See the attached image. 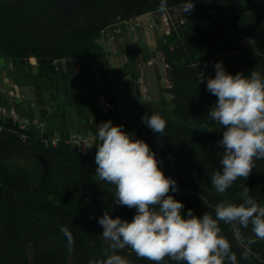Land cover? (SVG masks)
<instances>
[{"label": "trees", "instance_id": "16d2710c", "mask_svg": "<svg viewBox=\"0 0 264 264\" xmlns=\"http://www.w3.org/2000/svg\"><path fill=\"white\" fill-rule=\"evenodd\" d=\"M229 1L193 0L194 10L182 13L184 0H168L169 33L163 36L159 51L171 95V112L182 121L204 127L219 125L207 115L217 101L206 88L207 78L215 76V63L221 62L232 75L242 72L248 76L256 70L264 76V39L253 48L242 42L261 31L264 0H237L226 17L212 21ZM159 3L0 0V55L11 59L19 72L27 67L38 78L48 80L50 99L62 112L70 97L68 83L89 78L90 65L95 62H100L102 70L108 67V58L98 43L101 31L118 21L159 10ZM31 58L35 61L33 67ZM200 72L205 77L202 83ZM33 89L41 103V86L36 83ZM105 94L115 104L110 86ZM74 104L77 113L82 114L84 104L81 106L80 100ZM89 106L93 108V103ZM153 113L167 122L163 135L143 122L145 114ZM42 117L47 127L44 132L20 129L0 116V264H89L102 257L106 245L103 228L97 223L104 212L131 221L136 210L116 205L114 186L98 181L96 146L90 153H78L64 140L71 131L67 128L57 131L63 140L45 144L43 138L54 128L45 115ZM121 125L134 139L149 145L164 174L177 182L179 191L169 194L184 204L185 217L188 209L195 216L212 212L221 200L240 203L242 186H248L249 195L264 205V160H257L247 180H237L223 195L212 187L211 174L221 167L223 148L217 142L222 139V131L177 123L144 107L119 119L114 126ZM27 152L32 153L30 166L11 160ZM62 225L73 234L71 250L60 231ZM221 228L238 264H264V241L252 245L249 258L242 259L244 248L234 239L231 226L221 223ZM241 231L245 237L252 235L251 226ZM120 254L131 264H152L130 249ZM165 264L175 262L166 259Z\"/></svg>", "mask_w": 264, "mask_h": 264}, {"label": "clouds", "instance_id": "9594fccd", "mask_svg": "<svg viewBox=\"0 0 264 264\" xmlns=\"http://www.w3.org/2000/svg\"><path fill=\"white\" fill-rule=\"evenodd\" d=\"M167 7L168 0H160L159 11ZM193 10V0H184L182 13ZM214 68L215 76L207 78L206 88L217 101L207 115L223 128L217 142L223 152L221 167L211 174L210 182L223 195L237 180H247L257 160H264V76L256 70L248 76L242 72L232 75L221 62ZM204 79L200 72L199 83ZM143 122L160 135L167 127L166 120L155 113L145 114ZM96 137L98 181L114 186L115 204L134 208L136 214L128 221L104 212L97 223L103 228L106 245L102 257L89 264H131L120 254L124 249L152 264H165L166 259L175 264H238L221 223L231 226L234 239L244 248L242 259L249 258L252 245L264 241V205L249 195L248 186H242L240 203L221 200L214 208L207 205L212 212L195 216L188 209L185 217L184 204L169 194L179 191L177 182L164 174L146 142L111 121L97 127ZM84 146L91 147L86 142ZM249 226L252 235L245 237L241 230ZM60 231L71 250L72 232L63 225Z\"/></svg>", "mask_w": 264, "mask_h": 264}, {"label": "crops", "instance_id": "0c3cea01", "mask_svg": "<svg viewBox=\"0 0 264 264\" xmlns=\"http://www.w3.org/2000/svg\"><path fill=\"white\" fill-rule=\"evenodd\" d=\"M144 30H147V28L139 30L137 33L124 31L121 34L116 35L113 43L108 48H103L108 58L107 69L102 70L100 62H95L90 65L89 78L82 80L74 79V81L67 84L70 89V97L68 98V103H65V108H63L62 112L58 111L54 105L57 112L56 119H54L53 114L49 109L45 110L44 108H40V114L45 115L49 119L51 125L59 129L61 124L68 117L66 109L68 107L72 109L74 108L75 123L77 124L73 128L64 127L60 129H82L85 126H88L89 119L91 118V112L93 110H98V112H95L100 114V118L97 120V123L102 122L100 121V119H103L102 117L107 118L106 114L101 115V111H99L96 107V100H94V97H98L100 103V99L105 97V102L112 106V108H110L113 112L111 118L107 119H109L108 121H111L114 126L119 119H124L131 113L137 112L139 107H144L150 110V103L164 100V90H167L168 99L170 100L171 95L168 92V85L164 86L162 84V76L159 74V62L161 67H164L163 70L165 71V65L162 61L160 51L158 50L160 60L156 59L158 57L154 59L149 51L152 49L150 46H152L154 42L158 43V48L160 47V43L163 38H159L162 37V34H147ZM153 60H155V63ZM30 63L33 67L35 61H30ZM144 64H146V66H150L154 71L156 77L154 84L149 83L144 79V74L146 72V70L143 72ZM12 65L13 68L18 71V68L14 66L13 63ZM92 65H97L95 72L92 71ZM0 68H3V66ZM124 70L127 72L123 73L125 72ZM0 78V103L2 104V101L9 103L8 97L12 95L13 92L5 85L7 77H2L0 75ZM108 86L112 88V92L116 96L115 104H111L105 94V90ZM76 97L80 98L81 106L84 104L82 114H78L76 111V106L74 104V102L77 101ZM90 103H93V108L89 106ZM17 105L19 106V104ZM42 110H44V112H42ZM154 111L158 110L155 109ZM21 113H23V111Z\"/></svg>", "mask_w": 264, "mask_h": 264}, {"label": "rangeland", "instance_id": "374dc122", "mask_svg": "<svg viewBox=\"0 0 264 264\" xmlns=\"http://www.w3.org/2000/svg\"><path fill=\"white\" fill-rule=\"evenodd\" d=\"M237 0H230L228 2V4L226 5L224 11L217 15L214 16L212 18V21H216L221 17H226L228 15V12L231 8V6L236 2ZM209 22H205L204 25H207ZM164 24L162 23L159 15L156 16V20H155V26L152 29H147L144 30V32H146L147 34L149 33H157V34H162V37H160L159 39L163 38L164 34ZM142 30V29H139ZM137 31H133V32H138ZM264 39V20L262 23V29L261 31L256 34L253 35L251 37H248L246 39H244L242 42L246 47H250L253 48L255 47L261 40ZM150 53L152 55V57L157 60H160L159 58V53H158V43L154 42L152 46H150ZM30 61H34V59L32 58ZM145 62V61H144ZM153 62L155 63V60H153ZM159 64V74L162 76L161 78V82L162 84L168 85V81L166 78V74L165 71L163 70L164 67H161L160 62ZM3 66V68H0V75L6 76L7 79L5 81V85L8 89H10L13 94L10 95L8 98L9 103L2 101V104L4 106H14V108L16 109V111L18 112V114L20 115H24V116H30V115H39L40 108H44L45 110L49 109L51 110L54 119H56L57 117V112L54 108V103H52V101L49 98V94H48V80L43 79V78H38L37 76H35L30 69H28L27 67H24L23 69L17 71V69L13 68L12 65V61L7 58L4 57L2 55H0V67ZM97 69V65L93 66L92 65V71L95 72ZM146 70L145 74H144V79L149 82L154 84L156 81V77L154 74V71L152 70V68L150 66H146V64H144V69L143 72ZM125 71V70H124ZM148 71V72H147ZM127 71L123 72L126 73ZM1 81V78H0ZM38 83L41 88H42V102L38 103L37 100L34 97V84ZM167 90H164L163 93V99L162 101H156L154 103H150L149 109L150 110H158V112H160L161 114H163L164 116H166L167 118L173 120L174 122L177 123H185L189 126H195V127H200V128H206L210 131H223L222 126L218 125L215 127H204L202 125H196L191 121H182L180 119H178L177 117H175L172 112H171V103L170 100L168 99V93L166 92ZM77 98V97H76ZM105 97L100 99V103H99V98L98 97H94V100H96V107L99 109V111H101V115L106 114L107 118H111L112 116V106H110L111 108H107L108 111L106 113L102 112V107H105ZM77 100H80L79 98H77ZM19 104V106L17 105ZM29 108V109H28ZM21 109V110H19ZM27 109V110H26ZM114 109V108H113ZM23 111V113L21 112ZM26 111V112H25ZM65 111V110H64ZM98 112V110H94L91 112V118L89 119V124L88 126L94 125L95 123H97L100 118V114L96 113ZM66 114L68 115L67 119L61 124L60 128H73L77 123H75V109L68 107L66 109ZM129 114V113H128ZM107 118H103L100 119V121H105L107 122L109 119ZM43 119V117H42ZM96 121V122H95ZM95 122V123H94ZM54 131H58L59 129H57V127H53ZM31 159H32V153L27 152V153H23L20 155H15L11 158V160L16 163V164H20V165H24V166H30L31 164Z\"/></svg>", "mask_w": 264, "mask_h": 264}, {"label": "built area", "instance_id": "2783aa9c", "mask_svg": "<svg viewBox=\"0 0 264 264\" xmlns=\"http://www.w3.org/2000/svg\"><path fill=\"white\" fill-rule=\"evenodd\" d=\"M159 15L162 23L164 24V34L169 33V17L167 10L161 13L159 10L140 14L132 17L128 20L118 21L110 27L101 31L98 43L103 48H108L112 43L116 35L123 33L124 31L133 32L139 29H152L155 26L156 16ZM110 104L105 102V107H102V112L106 113L107 108H110ZM0 116L10 119L20 129H33L38 132L46 131V123L39 115L24 116L18 114L14 106H4L0 103ZM105 121L95 124L89 128L71 130L64 138L65 142L74 146L78 153L87 154L90 153L95 145L98 143L96 133L97 127ZM63 140L62 135L57 131H50L47 136L43 138L45 144L55 145ZM88 146L85 147L84 143Z\"/></svg>", "mask_w": 264, "mask_h": 264}]
</instances>
